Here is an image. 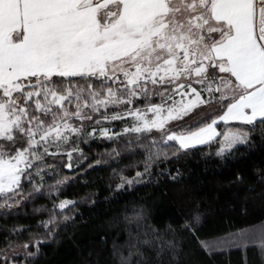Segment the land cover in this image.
Instances as JSON below:
<instances>
[{"label":"snow or ice","instance_id":"6c2138e0","mask_svg":"<svg viewBox=\"0 0 264 264\" xmlns=\"http://www.w3.org/2000/svg\"><path fill=\"white\" fill-rule=\"evenodd\" d=\"M257 130L264 138V0H0V218L26 214L40 196L52 205L34 209L48 213L36 225L43 236L0 227V264H34L58 235V216L83 219L79 202L60 196L95 167L139 157L113 168L118 198L178 183L182 174L168 163L213 146L227 159ZM93 142L110 150L94 158L85 152ZM254 173L264 184V169ZM189 203L178 224L163 227L143 205L114 216L105 264H187L189 242L210 259L258 248L264 264V224L229 225L208 239L202 206ZM253 208L264 219V191L230 211Z\"/></svg>","mask_w":264,"mask_h":264},{"label":"trees","instance_id":"16d2710c","mask_svg":"<svg viewBox=\"0 0 264 264\" xmlns=\"http://www.w3.org/2000/svg\"><path fill=\"white\" fill-rule=\"evenodd\" d=\"M106 149L110 150L107 143L93 142L91 151L85 147V152L94 158H102ZM215 150V146L211 149L202 148L201 151L181 155L178 161L168 163L166 166L169 168H179L182 179L178 183L163 182L158 187L139 186L119 194L118 198H115L117 194L110 191L109 187L114 189L119 182V178L113 176V168H122L139 157L128 153L118 162H110L111 166L101 165L90 170L83 178L87 184L83 180L70 183L60 196V199L78 201L76 212L82 214L83 219L76 215V222L71 223L64 222L58 216V235L41 245V254L34 264H105L110 234L117 230L112 218L131 214L140 205L144 206L155 224L163 227L169 222L178 224L185 209L191 206L189 202H198L205 213V224L200 236L208 239L223 236L229 225L231 231L259 228L264 224V219H261L258 208H253L248 215L239 216L230 209L239 210L245 196L258 197L264 191V184L259 182V176L254 173L256 168L264 169V138L257 130L248 147L238 146V151L227 159L216 157ZM63 173L72 175L67 169ZM237 173L243 177L242 184L233 182ZM126 174L131 176L132 172ZM249 186H254L256 191H246ZM105 198H109V201L106 202ZM92 201H96L94 206ZM249 203L259 205L260 200H250ZM42 206L51 208V201L43 196L37 197L24 207L23 212L26 214L9 217L6 222L0 218V227H4L5 223L7 227L14 224L31 226L34 233L43 236L45 230L36 225L38 221L47 219L48 213L34 211ZM104 238L109 239L108 245L101 243ZM21 239H27V234ZM184 259L187 264H260L261 261L258 248H249L246 258L243 250H232L213 255L210 259L194 242H189Z\"/></svg>","mask_w":264,"mask_h":264},{"label":"rangeland","instance_id":"374dc122","mask_svg":"<svg viewBox=\"0 0 264 264\" xmlns=\"http://www.w3.org/2000/svg\"><path fill=\"white\" fill-rule=\"evenodd\" d=\"M216 151V150H215Z\"/></svg>","mask_w":264,"mask_h":264}]
</instances>
